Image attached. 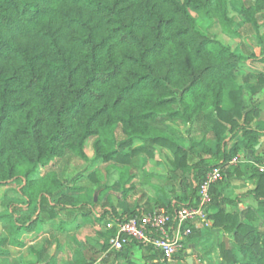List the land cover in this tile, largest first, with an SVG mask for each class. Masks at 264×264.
<instances>
[{
  "label": "trees",
  "instance_id": "1",
  "mask_svg": "<svg viewBox=\"0 0 264 264\" xmlns=\"http://www.w3.org/2000/svg\"><path fill=\"white\" fill-rule=\"evenodd\" d=\"M63 1L78 9L62 12L64 21L78 29L66 39L52 28V15ZM230 1L0 0V55L17 62L11 69L0 68V186L21 180L20 193L29 213L25 219L17 215L13 202L0 211V219L7 223L0 255L13 246H25V234L38 235L48 227L40 246L30 252L37 262L55 264L50 251L68 231L62 213L78 210L85 221H93L98 203L85 195L89 187L82 184L84 176L70 185L65 179L66 168L76 158L89 159L86 143L91 137H96L94 162L122 164L124 193L134 178L132 169L140 168L138 161L145 166L158 146L168 149L174 156L172 175L164 181L173 186L180 180L186 190L175 202L170 199L163 205L171 212L197 205L199 185L213 167H224L241 150L259 151L264 133L248 126L245 87L238 81V71L254 57L244 48V39L264 40L260 31L264 0H236L239 20L230 13ZM205 19L216 20L225 35L241 39L245 51L239 53L216 36L202 33L198 26ZM29 30L43 46L40 42L21 46L13 39ZM243 78L264 84L262 72ZM178 120L188 123L201 139L186 146ZM201 142L204 147L196 150ZM256 161L264 163L261 157ZM40 166L45 169L36 177ZM239 170L240 166L226 168L224 179L211 189L208 217L233 241L212 247L208 252L213 250L216 260L207 264H264V172L254 164L244 165L255 187L232 199L224 188L228 175ZM89 179L96 180L94 172ZM245 195H252L257 206L227 210L228 205L237 207ZM102 206L104 212L96 214L94 222L104 224L105 231L99 232L103 249L115 234V229H107L109 222L147 210L130 204L118 212L108 199ZM107 214L109 219L103 221ZM135 245L145 250L150 262L160 256L153 246L137 241L117 254ZM66 264L89 262L81 256ZM126 264L146 263L130 259Z\"/></svg>",
  "mask_w": 264,
  "mask_h": 264
},
{
  "label": "rangeland",
  "instance_id": "2",
  "mask_svg": "<svg viewBox=\"0 0 264 264\" xmlns=\"http://www.w3.org/2000/svg\"><path fill=\"white\" fill-rule=\"evenodd\" d=\"M236 0H231L229 3V9L231 15L235 16L237 20L238 18V10L234 5V2ZM77 7L70 1H63L58 3V10L54 12L52 15V19L54 20V23L52 24L53 29H58L59 33L63 35V37L66 39L68 38V35L74 31H77V28H73L67 24V22L64 21L62 17V12L67 11H78ZM86 16H88V13H86ZM33 26H39L40 24L33 23ZM198 29L205 34H210L216 36L219 40H221L223 43L230 45L233 49H238V46L240 45L241 39L239 38H233L225 35L216 20H209L205 19L202 21V23L198 26ZM13 39L21 46H27L32 44L39 43V39L35 37L32 34V31L26 32V34L22 33H16L13 36ZM245 43L250 46L251 43L248 42V40L244 39ZM67 43V40H66ZM69 44V43H68ZM40 45H44V42H40ZM17 62L15 58L7 55H0V68H3L5 70L11 69L12 66L16 65ZM241 73L238 71V79L240 80ZM177 128L179 133L185 138V145L189 146L191 142L194 140L198 141L200 140V136L191 133V129L189 126L181 121L178 120L176 122ZM96 137H91L87 143H86V151L88 154L89 159L82 160L80 158H76V160L66 168L65 170V179L67 181V185H70L72 180L79 176H84L82 184L85 186H88L89 188H86L84 193L90 200L93 199V197L96 198V203L98 205L96 206V209L94 213H92L93 221L89 223H85L82 219L81 212L78 210H72V211H64L62 213V216L64 219L69 221L72 224L73 231L75 233L73 234H67L63 235L61 237V247L59 249H55V256L59 257L61 261L66 259L67 257H70L71 254L76 255L77 251L74 253V249L78 248L81 253L87 254L89 257L90 264H106L101 260L99 262V258L103 257V252L100 251L99 243H102L104 245V238L99 235V232L105 231L104 224L102 222H94V219L96 218V214H103L104 209L102 206V202L105 199H108L115 211L119 210H126L129 207V204L132 202H135L138 197L139 193L136 192L137 188L139 189H146L148 190L147 182H152L156 185H159L161 187L167 186V183L163 179H159L157 177H153L152 173H157L161 175H172L171 172V161L174 158L173 154L166 148H162L158 146L156 148V154L154 158H148L147 163L145 166H143V163L141 160L138 161V167L139 169H133V173H136V179L137 184L133 183L134 187H130V184L126 186L128 188L127 192H122L123 184L121 182V173H122V164L116 163V162H101L96 163L94 162L95 159V151H94V141ZM191 140V141H190ZM203 143L196 144L195 149L200 150L202 149ZM204 156L209 157L210 155L207 153H203ZM247 154L242 153L241 157L239 158H246ZM264 157V153H263ZM197 160V158H195ZM237 162L236 164H238ZM241 164V163H240ZM45 167H39L37 169L36 177H39L42 175ZM94 172L96 175V180H90L89 179V173ZM22 182L21 180L13 181L12 183L0 186V211L4 210L10 203H15L13 205L14 208L17 209L18 215H20L23 219L28 217L29 213L27 211V208L25 206V198L20 193V186ZM168 188V187H166ZM177 188V186H176ZM66 193L72 194L76 192L67 191ZM60 196L55 197V201L59 199ZM4 203V204H3ZM2 205V206H1ZM159 206V205H158ZM210 219V218H208ZM108 220L107 216L103 218V221ZM209 222V221H208ZM7 226V223L5 221H2L0 219V237L5 234V232L2 231V227ZM219 227L215 224V222L211 225H207L206 230L203 231V236L200 244L196 242L197 245L194 247L192 246L193 241H198V238L201 237L200 230H195L194 233L189 237V242L187 243V246L184 247L179 253L182 254V257L175 258V261L172 264H187V259L191 256H187L188 250L191 248L190 253H193L192 256H194V264H207L209 261L207 258V252L212 249L211 244H208V241L210 240L209 237H214L216 244L220 241L221 243L226 244L229 246L233 238L231 235H225L224 232L219 231H212L213 227ZM48 229V227H47ZM108 229V228H107ZM262 230H264V226L261 227ZM224 234V235H223ZM38 235L35 233L33 234H25L24 238L28 241L37 238ZM72 237L78 243V247L76 244L74 245L73 241L71 240ZM201 239V238H200ZM96 241V243H95ZM101 241V242H100ZM210 242V241H209ZM212 242V241H211ZM210 242V243H211ZM213 243V242H212ZM215 244V245H216ZM191 245V247H190ZM70 247L66 248V247ZM108 248V246H107ZM214 248V247H213ZM216 248V247H215ZM213 252V251H212ZM21 253V252H20ZM210 254V253H209ZM213 256V255H212ZM211 256V257H212ZM214 257H216V254L214 253ZM134 259L139 263H146L150 264V260L143 259L140 255L135 256ZM63 262V261H62ZM99 262V263H98ZM103 262V263H102ZM6 264H11V262L8 260Z\"/></svg>",
  "mask_w": 264,
  "mask_h": 264
},
{
  "label": "crops",
  "instance_id": "3",
  "mask_svg": "<svg viewBox=\"0 0 264 264\" xmlns=\"http://www.w3.org/2000/svg\"><path fill=\"white\" fill-rule=\"evenodd\" d=\"M260 31H261V34L264 35V25L261 26ZM246 40H248V42L251 43V45L248 46L246 44V46L244 48L252 51L254 53V57L248 59L240 67L239 72L241 73V75H240V80L238 79V81L241 84H243V86L245 87V99H246V103H247V108H246L245 113L248 112L249 118H250V122L248 123V126H250L252 128H258L260 131H262L264 133V84L257 81L255 78H252L248 82H245V80L243 78L244 75L257 74L259 72H262L264 75V40L262 41L260 39H254V38H248ZM244 48H243L242 42H241L240 45L238 46V49H236V50L234 49V50L239 52V53H243V51H245ZM186 124L190 128V125L188 123H186ZM208 138L212 139L213 134L212 133L208 134ZM232 143L233 142H229L228 145L230 146ZM256 148L259 150L256 154L246 153L244 150H241L238 153V155L235 157V158H237V161L235 163L230 161L228 164H226L224 166L225 170L229 166H240V168H241V170L236 171V172H232L230 175H228L226 185L224 188V192H225L226 196L234 199L236 196L247 193L255 187L254 181L249 177V175L244 173L243 166L246 164H254L257 167H259V169L261 167H264V163H258L256 161V157H261L264 160V157H263L264 135H261L260 143L257 145ZM211 149L213 151L215 150V143L214 142L211 144ZM242 153H243V155L247 154L245 159L243 157L239 158V157H241ZM237 162H239V163L236 164ZM132 174H134V178L132 179L130 185L133 183L137 184V182H138L136 179L137 175H136V173H133V169H132ZM152 175H153V177L159 178L158 175H161V174L152 173ZM168 176H170V175H168ZM162 177L163 178H159V179L164 180V177H166V176L162 175ZM180 182H181L180 180H177L173 186L170 184H167V186H165V187L164 186L161 187V186L156 185L152 182H147V186H148L149 191H147L146 189L144 190V189L137 188L136 192L139 193V197L135 202H132L130 204L135 208H144L147 210H151L155 207H159V206H163L164 204H167L170 199H173L175 202L176 198H178V197L180 198L186 192V190L183 188V186ZM191 185H193L192 182H191ZM176 186H177V188H176ZM166 187H168V188H166ZM249 206L255 207V206H257V202L252 197V195H245V196L241 197V200L238 202L237 207H235V205H228L227 210L228 211L235 210L236 208L246 209ZM124 210H122V211L117 210V211L123 212ZM17 215H18V213H17ZM106 216L109 219V215L107 214ZM82 219H83V216H82ZM208 221H209L208 225L210 223H211V225L214 223V220L212 218L208 219ZM67 222H68V231L60 236V243L55 244L53 246V248L50 251V255H52L55 258V261H56L55 264H66L67 261L72 260V259L77 258V257H81V256L84 257L87 262H89L88 255L81 253L78 248L74 249V253H75V251H77L76 255L73 256V254H71L70 257H67L66 259L62 260L63 262L60 259H58L59 257L55 256L54 250L59 249L62 246L61 245L62 244L61 243V237L63 235L75 233L73 231L72 224L69 221H67ZM84 222L90 224L89 221L84 220ZM206 227L207 226L204 227L199 223L197 224V228H195V229L198 231L200 230V232H201L200 238L201 239L198 238V241H193L192 242L193 247L195 245H197L196 242H198V244H200V242L202 240V236H203L202 235L203 231L206 230ZM46 230H47V227L43 231H41L38 234V237L35 239H32L30 241H28L26 239L27 244L25 246H22V247L13 246L10 248V251L7 254L0 255V264H6V262L8 260L11 262V264H31L33 262L36 263L37 260H36L35 256H33L31 254L30 249L40 246L42 239L47 235ZM2 231L5 232V234L3 235V236H5L7 234L6 226L2 227ZM212 231H219L222 233L224 232L221 227H215V226L213 227ZM224 234L228 235L227 233H224ZM209 239H210L209 241L210 242L212 241L213 243L212 242L210 243L208 241V244H211V246L214 248L217 247L221 243L219 241L216 244L214 237L213 238L209 237ZM71 240L73 241L74 245L75 244H76V246L78 245L76 240L74 242L73 237ZM95 243H96V241H95ZM102 243H99V241L97 242V244H99V246H101L100 251L103 252L102 253L103 257L99 258V262L101 260L103 261V258H104V263H106V264H126L128 262V260H130V259L136 261L134 259V257L139 256V255L143 259H147L146 258L147 253L145 252V250L142 247H140L138 245L133 246L132 248L124 251L121 254H117V252L110 251L109 247L108 248L106 247L103 249ZM190 247H191V245H190ZM66 248H69V250H70L69 246ZM191 250H193V249L190 248L188 250V252L190 253ZM212 251L207 252V255H208L207 258L209 261H215L216 260V257H214L215 252L214 251L212 252ZM191 257L193 258V260H195L194 256H191ZM36 264H44V263L42 261H38ZM89 264H90V262H89Z\"/></svg>",
  "mask_w": 264,
  "mask_h": 264
},
{
  "label": "built area",
  "instance_id": "4",
  "mask_svg": "<svg viewBox=\"0 0 264 264\" xmlns=\"http://www.w3.org/2000/svg\"><path fill=\"white\" fill-rule=\"evenodd\" d=\"M237 158H233L235 163ZM225 167L215 166L199 185L197 205H182L174 211L164 206L143 211L140 215L124 221H113L107 224L108 229H115L109 237V250L123 251L132 241L153 246L160 256L150 264H172L175 255L184 247L197 224L208 225L207 207L212 202L211 189L214 184L224 179ZM264 172V167L260 168Z\"/></svg>",
  "mask_w": 264,
  "mask_h": 264
},
{
  "label": "water",
  "instance_id": "5",
  "mask_svg": "<svg viewBox=\"0 0 264 264\" xmlns=\"http://www.w3.org/2000/svg\"><path fill=\"white\" fill-rule=\"evenodd\" d=\"M96 198H97V197H95V200H96ZM187 263H188V264H194V260H193V258H192V257H189V258L187 259Z\"/></svg>",
  "mask_w": 264,
  "mask_h": 264
}]
</instances>
